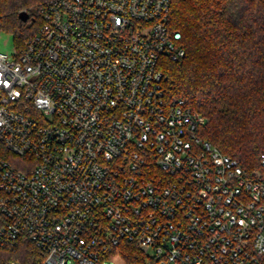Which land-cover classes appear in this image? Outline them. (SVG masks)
Instances as JSON below:
<instances>
[{
    "label": "built area",
    "instance_id": "obj_1",
    "mask_svg": "<svg viewBox=\"0 0 264 264\" xmlns=\"http://www.w3.org/2000/svg\"><path fill=\"white\" fill-rule=\"evenodd\" d=\"M171 7L51 0L0 52V264H25L9 253L26 241L29 264H99L123 242L146 264H264V154L241 165L168 96L163 63L186 56Z\"/></svg>",
    "mask_w": 264,
    "mask_h": 264
},
{
    "label": "trees",
    "instance_id": "obj_2",
    "mask_svg": "<svg viewBox=\"0 0 264 264\" xmlns=\"http://www.w3.org/2000/svg\"><path fill=\"white\" fill-rule=\"evenodd\" d=\"M51 0H0L1 28L17 49L42 25ZM23 11L30 18H19ZM169 26L183 34L186 56L163 63L168 96L185 100L206 123L201 136L245 167H259L264 154V0H172ZM13 164L21 159L9 156ZM29 241L9 258L41 259ZM43 256V255H42ZM136 245L121 243L99 264H146Z\"/></svg>",
    "mask_w": 264,
    "mask_h": 264
},
{
    "label": "rangeland",
    "instance_id": "obj_3",
    "mask_svg": "<svg viewBox=\"0 0 264 264\" xmlns=\"http://www.w3.org/2000/svg\"><path fill=\"white\" fill-rule=\"evenodd\" d=\"M17 51V47L15 44V39L12 34L5 31L4 29H0V52L9 56H12ZM147 255L151 254V249H147ZM77 264V263H73ZM108 264V263H107Z\"/></svg>",
    "mask_w": 264,
    "mask_h": 264
},
{
    "label": "water",
    "instance_id": "obj_4",
    "mask_svg": "<svg viewBox=\"0 0 264 264\" xmlns=\"http://www.w3.org/2000/svg\"><path fill=\"white\" fill-rule=\"evenodd\" d=\"M19 18H20L22 21L26 22V21L29 20L30 15H29L28 12L23 11V12H21V13L19 14Z\"/></svg>",
    "mask_w": 264,
    "mask_h": 264
}]
</instances>
